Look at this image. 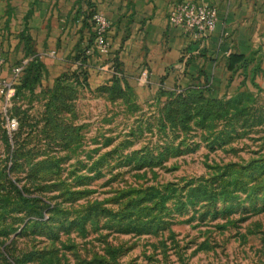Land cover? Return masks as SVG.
Returning a JSON list of instances; mask_svg holds the SVG:
<instances>
[{
  "label": "rangeland",
  "instance_id": "rangeland-1",
  "mask_svg": "<svg viewBox=\"0 0 264 264\" xmlns=\"http://www.w3.org/2000/svg\"><path fill=\"white\" fill-rule=\"evenodd\" d=\"M42 68L0 81V264H264V86L185 120Z\"/></svg>",
  "mask_w": 264,
  "mask_h": 264
},
{
  "label": "crops",
  "instance_id": "crops-1",
  "mask_svg": "<svg viewBox=\"0 0 264 264\" xmlns=\"http://www.w3.org/2000/svg\"><path fill=\"white\" fill-rule=\"evenodd\" d=\"M175 1L0 0V81L15 74L27 46L53 75L76 65L75 52L86 46L90 85L112 82L116 55L121 75L146 99L164 98L162 92L176 86H201L212 96L264 86V0H197L218 9L217 24L206 34L169 22ZM95 10L110 21L107 54L88 45Z\"/></svg>",
  "mask_w": 264,
  "mask_h": 264
},
{
  "label": "trees",
  "instance_id": "trees-1",
  "mask_svg": "<svg viewBox=\"0 0 264 264\" xmlns=\"http://www.w3.org/2000/svg\"><path fill=\"white\" fill-rule=\"evenodd\" d=\"M96 11V10H95ZM94 11V12H95ZM92 13V27H93V14ZM96 36V32L94 28H92V33L89 39L88 45L94 46V39ZM27 39H29L27 35ZM95 47V46H94ZM96 48V47H95ZM97 49V48H96ZM27 54L25 57H30L26 63H24V66L22 68V75L19 77L23 85H29L31 86L34 81H37L42 73V66L43 61L41 58L34 53L31 46H27ZM88 55L86 46H81L77 49V51L74 54L73 61L76 63V67H69L67 70L64 71V73L61 75L62 77L71 78L72 80H75L76 82L82 83V84H89L88 80ZM113 60V64L117 72L113 73V79L111 82V85H117L119 83H125L126 85H130L127 80L121 75L122 69L120 66V62L118 60V57L116 55L114 57H111ZM199 91V95H204L205 97H212V95L207 94L204 87H189L184 88L181 86H176L172 88L166 89V92H162L166 94V103L164 104V108H166L167 115H180L182 117H185L184 119H188L192 117L190 110L193 108V103H195V100L192 99V96H187L190 93ZM187 96V97H186ZM160 98V97H158ZM15 116V115H11ZM208 116V113H205V117ZM16 117V116H15ZM18 126V125H17ZM16 129L12 130V133ZM33 206H37L36 203H33Z\"/></svg>",
  "mask_w": 264,
  "mask_h": 264
},
{
  "label": "built area",
  "instance_id": "built-area-1",
  "mask_svg": "<svg viewBox=\"0 0 264 264\" xmlns=\"http://www.w3.org/2000/svg\"><path fill=\"white\" fill-rule=\"evenodd\" d=\"M169 22L173 24L183 25L186 29L199 34H206L211 31L217 24L218 9L214 4L197 1V0H177L170 7L168 12ZM93 28L96 32L94 46L101 53H109L111 51V41L107 37V29L110 25L108 17L103 11L96 10L93 14ZM30 57H24L21 64L14 67L15 75H19L22 71L24 63ZM0 62H5V57L0 56ZM113 72H117L112 63ZM8 89L7 97L10 98L11 92ZM18 125L17 117L7 115L6 126L11 132Z\"/></svg>",
  "mask_w": 264,
  "mask_h": 264
}]
</instances>
